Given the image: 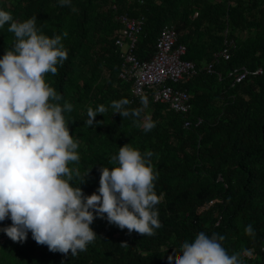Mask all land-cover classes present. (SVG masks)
I'll use <instances>...</instances> for the list:
<instances>
[{
	"label": "trees",
	"instance_id": "obj_1",
	"mask_svg": "<svg viewBox=\"0 0 264 264\" xmlns=\"http://www.w3.org/2000/svg\"><path fill=\"white\" fill-rule=\"evenodd\" d=\"M0 10L18 22L36 16L42 34L61 35L68 51L57 74L47 73L44 79L62 96L61 106L73 105L63 115L79 144L80 161L68 167H78L84 178L90 171L83 184L73 174L70 185L90 196L99 188L100 169L119 166L112 160L119 148L128 145L142 155L150 150L158 174L154 191L160 197L155 209L162 225L152 237L129 235L97 218L90 225L97 238L75 257L50 252L30 232L24 243L0 232V264H169L174 249L179 253L182 243L201 231L225 236L222 245L229 255L251 249L254 258L248 264H264V0H71L63 7L59 0H0ZM116 13L144 17L135 50L141 60L153 55L166 24L174 26L178 42L186 45L184 59L198 67L212 62L226 40L234 42L230 60L216 63L214 73L201 71L177 85L191 94L189 115L165 104L144 107L133 100L131 83L118 77ZM9 26L0 27V58L15 43ZM240 67L263 73L234 83L229 72ZM123 98L130 101L128 108L142 109L141 122L151 118V131L114 113L111 102ZM100 105L108 111L98 114L92 127L85 126L88 107ZM199 118L202 123L195 126ZM186 121L193 125L184 127ZM249 224L251 236L245 233ZM10 225V219L0 222V228Z\"/></svg>",
	"mask_w": 264,
	"mask_h": 264
},
{
	"label": "clouds",
	"instance_id": "obj_2",
	"mask_svg": "<svg viewBox=\"0 0 264 264\" xmlns=\"http://www.w3.org/2000/svg\"><path fill=\"white\" fill-rule=\"evenodd\" d=\"M71 0H59L67 6ZM73 11L76 9L73 7ZM33 16L18 22L11 13L0 10V27L10 23L15 43L0 58V222L11 220V225L0 228L15 243H24L31 233L38 245H46L50 252L75 257L87 251L96 233L90 225L105 219L120 230L127 229L141 236L152 237L162 227L155 206L160 197L154 191L152 151L143 155L125 145L112 160L118 167L100 169L99 188L85 196L80 187H72L73 174L85 183L89 172L81 177L79 144L70 135L64 112L73 105L58 102L62 96L45 82V75H56L57 65L68 59L61 35L49 38L36 26ZM68 33L64 32L63 37ZM53 101V102H50ZM126 98L111 102L115 114L132 117L133 123L145 132L155 123L150 117L139 120L142 109H130ZM141 104L148 105L147 97ZM108 111L104 105L87 109V127H92L96 116ZM80 184V185H81ZM253 235L251 224L245 227ZM225 236L201 231L191 242L184 241L179 253L167 257L169 264H244L242 257L253 251L229 255L223 247ZM127 246L126 243L121 244Z\"/></svg>",
	"mask_w": 264,
	"mask_h": 264
},
{
	"label": "built area",
	"instance_id": "obj_3",
	"mask_svg": "<svg viewBox=\"0 0 264 264\" xmlns=\"http://www.w3.org/2000/svg\"><path fill=\"white\" fill-rule=\"evenodd\" d=\"M117 11L116 6H113ZM116 21L119 29L114 44L120 53L119 78L131 83V94L133 100L147 97L148 103H159L167 105L174 112L189 115L192 110L191 94L185 88H177V85L186 83L199 72L214 73L215 64L220 61H228L231 57V49L235 47L233 41H225V47L213 55V61L198 67L195 62L185 60L187 47L178 42V32L174 26L166 24L160 30L156 40L155 51L147 60H141L135 53L139 37L143 31L144 17H131L125 13H116ZM262 69L254 71L247 67L234 68L229 76L234 83L261 75ZM219 78L222 75L218 73ZM202 123L199 118L195 126ZM191 121H186L184 127L192 126ZM254 258L242 257L244 264Z\"/></svg>",
	"mask_w": 264,
	"mask_h": 264
}]
</instances>
